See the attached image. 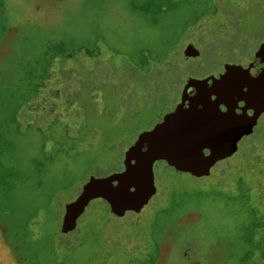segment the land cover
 Masks as SVG:
<instances>
[{"label": "rangeland", "instance_id": "rangeland-1", "mask_svg": "<svg viewBox=\"0 0 264 264\" xmlns=\"http://www.w3.org/2000/svg\"><path fill=\"white\" fill-rule=\"evenodd\" d=\"M261 42L264 0H0V264H264V190L233 198L222 174L244 148L264 168V113L206 177L154 163L155 194L138 214L110 216L106 241L101 199L58 232L64 204L122 168L186 78L245 65ZM187 44L196 56L184 58ZM205 191L218 193L200 203ZM137 220L144 237L111 253Z\"/></svg>", "mask_w": 264, "mask_h": 264}, {"label": "water", "instance_id": "water-1", "mask_svg": "<svg viewBox=\"0 0 264 264\" xmlns=\"http://www.w3.org/2000/svg\"><path fill=\"white\" fill-rule=\"evenodd\" d=\"M197 54L192 44L183 50L184 58ZM252 58L263 64L255 74L250 72L253 62L246 66L225 63L216 76L186 78L174 108L138 133L124 151L123 168L102 177L90 176L76 197L64 204L59 231H73L93 199L103 200L115 217L139 213L156 192L155 162L199 178L208 176L218 161L231 157L264 113V42Z\"/></svg>", "mask_w": 264, "mask_h": 264}, {"label": "trees", "instance_id": "trees-1", "mask_svg": "<svg viewBox=\"0 0 264 264\" xmlns=\"http://www.w3.org/2000/svg\"><path fill=\"white\" fill-rule=\"evenodd\" d=\"M48 78L49 77H45L43 82L44 81L47 82ZM44 86H45L44 83L41 84V82H40V87L37 88L38 90L35 93L38 94L39 91ZM251 135H254V133L251 134ZM244 150L249 152V154H248L249 157H247L243 162L241 161V163H239L240 162L239 161V162H237L236 165H229L228 161H225V164L223 165V173H222L224 175V179L223 180L226 182V187H224V188H227L229 192L232 191L231 189L235 188V191L238 192V193H237V195H232L233 198L234 197H239L241 195V193H244L245 190L248 191V193H247L248 195L245 196L246 198H248V197L250 198V196H253V195H255L256 197H259L260 196L259 195L260 191L264 190V180H263V184L260 185V183L257 182L258 181L257 177L261 174L263 176V178H264V168H260L258 166V161L260 160V158L257 157L256 155L254 156L253 151L248 150L246 148H244ZM122 168H123V164H122ZM168 168H171V167H168ZM217 186H219V185H217ZM214 193L217 194L218 192L217 191H214V192H206L205 191L203 193L198 192L197 193V195H198L197 196V198H198L197 200H200L199 202L201 203L205 198L210 197ZM262 196H263V199H264V194H262ZM105 205H106V203H105ZM106 207H107V205H106ZM166 211L167 210L164 209V210L161 211V213H164ZM106 212H103V215H104L103 222H99L100 223L99 225H102L101 226V237H102V240H105L103 238V236H102V227H103V225L109 220L110 216L115 217L109 212L108 209L106 210ZM127 213H129V212H127ZM130 213H132V212H130ZM161 213H159V214H161ZM50 214L51 213H48V215H47L49 217V223L51 222V224L52 223L54 224V221L57 219V215H55V214L54 215H52V214L50 215ZM115 218H121V217H115ZM139 220L133 222V225H131V226H133L132 229L126 230L120 237H118L119 240L120 239L123 240L122 242H119V241L118 242H112V243L107 242V245L111 248V251H112L111 253L116 254L117 252L118 253L127 252L126 251V248H127L126 244H127V241L132 236L133 237L134 236L135 237L136 236L137 237L138 236L144 237V235H145L144 230L145 229H142L140 226L137 225ZM58 232L61 233L59 230H58ZM61 234H63V233H61Z\"/></svg>", "mask_w": 264, "mask_h": 264}, {"label": "flooded vegetation", "instance_id": "flooded-vegetation-1", "mask_svg": "<svg viewBox=\"0 0 264 264\" xmlns=\"http://www.w3.org/2000/svg\"><path fill=\"white\" fill-rule=\"evenodd\" d=\"M249 62H253V67H251V69H250V72L252 73V74H255V73H257L258 72V68L259 67H261V66H263V64L262 63H260L259 62V60L258 59H256V60H253V58H252V60L251 61H249ZM249 62H247L245 65H243V66H246ZM222 72V71H221ZM220 73V72H219ZM218 73V74H219ZM218 74H213V75H218ZM241 104V103H240ZM223 108V107H222ZM237 112H239V110L237 109L236 110ZM249 113H250V111H248Z\"/></svg>", "mask_w": 264, "mask_h": 264}]
</instances>
